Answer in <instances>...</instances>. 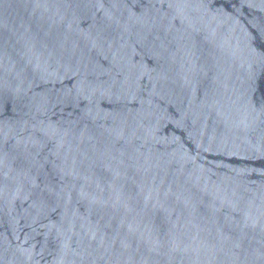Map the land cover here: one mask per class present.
<instances>
[{"label":"water","instance_id":"water-1","mask_svg":"<svg viewBox=\"0 0 264 264\" xmlns=\"http://www.w3.org/2000/svg\"><path fill=\"white\" fill-rule=\"evenodd\" d=\"M0 264H264V0H0Z\"/></svg>","mask_w":264,"mask_h":264}]
</instances>
